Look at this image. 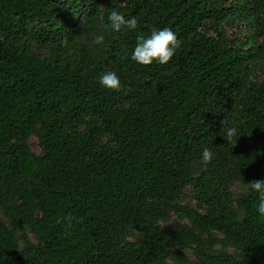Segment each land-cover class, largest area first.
I'll list each match as a JSON object with an SVG mask.
<instances>
[{"label":"trees","instance_id":"obj_1","mask_svg":"<svg viewBox=\"0 0 264 264\" xmlns=\"http://www.w3.org/2000/svg\"><path fill=\"white\" fill-rule=\"evenodd\" d=\"M164 26L174 56L131 61ZM260 178L264 0H0V264H264Z\"/></svg>","mask_w":264,"mask_h":264},{"label":"clouds","instance_id":"obj_2","mask_svg":"<svg viewBox=\"0 0 264 264\" xmlns=\"http://www.w3.org/2000/svg\"><path fill=\"white\" fill-rule=\"evenodd\" d=\"M107 20L108 23L105 27L112 32H119L122 26L128 30H134L138 23L135 16L126 19L124 14L116 10L108 13ZM97 39H100V37ZM135 40L129 59L141 65H149L153 62L166 64L181 45L177 34L167 26L153 27L147 34L137 35ZM98 83L105 89H119L121 87L119 76L112 70L99 73ZM221 124L223 127L222 137L227 142L235 143L236 137L241 134L238 128L224 120L221 121ZM213 156L214 152L205 147L200 153V160L202 163L207 164ZM246 191L256 195L258 198L255 205L256 212L264 216V178L246 182Z\"/></svg>","mask_w":264,"mask_h":264},{"label":"rangeland","instance_id":"obj_3","mask_svg":"<svg viewBox=\"0 0 264 264\" xmlns=\"http://www.w3.org/2000/svg\"><path fill=\"white\" fill-rule=\"evenodd\" d=\"M242 25H243V24H240V26H242ZM232 30H235L234 27H232V28L229 27V28H228V33L230 34V32H231ZM29 143H30L31 148H32L36 153H40V152H41V149L39 148L38 143H37V138H35V137H31ZM237 190H238L239 192H241V191H242V188H237ZM0 218H2V215H1V214H0ZM171 224H173V220H172V219H170L169 221L165 222V225H167V226H170ZM183 251H184L185 255H186L190 260H193V261L196 260L197 263L199 262L198 258H197L196 256H194V254L192 253L191 250H183Z\"/></svg>","mask_w":264,"mask_h":264}]
</instances>
